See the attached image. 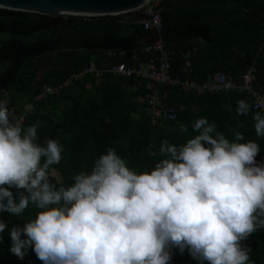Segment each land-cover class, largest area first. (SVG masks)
Masks as SVG:
<instances>
[{
	"label": "trees",
	"instance_id": "1",
	"mask_svg": "<svg viewBox=\"0 0 264 264\" xmlns=\"http://www.w3.org/2000/svg\"><path fill=\"white\" fill-rule=\"evenodd\" d=\"M206 1L202 10L192 7L198 19L193 24L185 21V6L180 0L162 2L161 37L175 51L173 76L204 82L213 72L224 71L238 80L254 65L256 85L264 93V0ZM140 18L141 14L63 17L52 26L46 14L0 7V99L7 101L10 119L18 118L25 104L44 85L57 89L44 100L36 101L23 123L37 126L39 143L52 138L65 145L63 159L53 166L50 179L65 186L72 184L73 177L81 170L90 171L94 160L108 147L116 149L130 167L150 169L162 158L161 142H185L189 134L180 132L179 124H186L191 133L192 123L199 117L214 121L229 139L234 138V131H240L245 141L256 140L261 148L256 160L264 161V137L256 135L252 119V113L261 110L252 107L247 115L236 113L238 99L252 105L253 95L246 90L198 94L187 93L179 85L156 84L135 74L73 76L91 61L99 68L109 60L147 62L152 54L144 51L142 39L150 30L139 22ZM111 50L117 54L109 56ZM187 59L191 60L190 72L185 70ZM70 77L71 82L65 85ZM155 87L167 106L178 109L176 119L152 118L147 94ZM37 211L30 205L21 217L5 211L0 213V219L11 228L23 225ZM8 228L0 242V264H43L31 249L23 259L8 250ZM243 243L251 248L254 264H264V228ZM169 264L199 262L187 250L181 254L173 249Z\"/></svg>",
	"mask_w": 264,
	"mask_h": 264
},
{
	"label": "clouds",
	"instance_id": "2",
	"mask_svg": "<svg viewBox=\"0 0 264 264\" xmlns=\"http://www.w3.org/2000/svg\"><path fill=\"white\" fill-rule=\"evenodd\" d=\"M236 105L237 115L252 109L245 99ZM10 115L0 99V213L38 210L11 228L0 219V242L8 228V250L18 258L31 249L43 264H169L178 249L199 264H254L243 242L264 228V161L256 160V140L245 141L240 131L229 139L199 117L191 133L179 124L189 134L185 142H161L154 167H130L108 147L65 186L50 179L65 145L39 143L35 124ZM252 119L264 137V111Z\"/></svg>",
	"mask_w": 264,
	"mask_h": 264
},
{
	"label": "built area",
	"instance_id": "3",
	"mask_svg": "<svg viewBox=\"0 0 264 264\" xmlns=\"http://www.w3.org/2000/svg\"><path fill=\"white\" fill-rule=\"evenodd\" d=\"M162 2L163 0H146L143 5L138 8L141 14L139 22H142L144 27L152 32L150 39L145 43L143 48L145 52H150L152 54L147 62L129 64L126 61L113 63L109 60L105 63L104 67L99 68L94 61H91L88 67L73 76L78 77L83 76L85 73H90L97 78H102L105 72H114L121 75L135 74L144 79H150L156 84L179 85L187 93L196 92L198 94L228 89H242L253 95V109L264 111V93L261 92L256 85V67L254 65H251L238 80L233 79L229 73L224 71L213 72L204 82L173 76L172 58L175 51L168 48L161 38V31L163 29L161 14L163 10ZM158 36L159 38H156ZM123 53L124 51H121V54ZM116 54V51H109V56H114ZM185 57L187 58L188 55L186 54ZM190 66L191 60L187 59L185 70L189 69ZM188 71L190 72L191 70L189 69ZM72 77L66 80L65 85L71 82ZM56 91V88L44 85L41 92L34 95L33 98L25 104L24 111L18 118H14V120L24 123L27 111L34 107L35 102L44 100ZM147 101L154 120H174L177 118L178 109L167 106L160 99L157 87L152 88L150 93L147 94Z\"/></svg>",
	"mask_w": 264,
	"mask_h": 264
},
{
	"label": "water",
	"instance_id": "4",
	"mask_svg": "<svg viewBox=\"0 0 264 264\" xmlns=\"http://www.w3.org/2000/svg\"><path fill=\"white\" fill-rule=\"evenodd\" d=\"M146 0H0L1 8L46 14L50 24H59L63 17L98 18L134 16Z\"/></svg>",
	"mask_w": 264,
	"mask_h": 264
},
{
	"label": "crops",
	"instance_id": "5",
	"mask_svg": "<svg viewBox=\"0 0 264 264\" xmlns=\"http://www.w3.org/2000/svg\"><path fill=\"white\" fill-rule=\"evenodd\" d=\"M177 3V1H175V4ZM210 3V2H209ZM180 4L182 6H185L184 10L185 11V16H187V18L185 19V21H187L189 24H193V22L198 21L195 12L191 11L192 7L195 6L196 9H200L202 10L206 5H207V1L206 0H194V1H189V0H180ZM216 21V20H213ZM152 35V32L150 31L149 34H147L143 39L142 42L145 44L149 39L150 36ZM156 38H159L156 37ZM162 38V37H161ZM202 39V36H200L198 42H200Z\"/></svg>",
	"mask_w": 264,
	"mask_h": 264
},
{
	"label": "rangeland",
	"instance_id": "6",
	"mask_svg": "<svg viewBox=\"0 0 264 264\" xmlns=\"http://www.w3.org/2000/svg\"><path fill=\"white\" fill-rule=\"evenodd\" d=\"M4 37L6 38V37H8V35H4Z\"/></svg>",
	"mask_w": 264,
	"mask_h": 264
}]
</instances>
